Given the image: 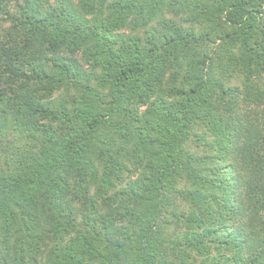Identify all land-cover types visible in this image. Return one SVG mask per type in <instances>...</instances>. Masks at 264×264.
<instances>
[{
	"label": "trees",
	"instance_id": "16d2710c",
	"mask_svg": "<svg viewBox=\"0 0 264 264\" xmlns=\"http://www.w3.org/2000/svg\"><path fill=\"white\" fill-rule=\"evenodd\" d=\"M131 5L195 17L143 44L100 16ZM184 47L204 60L168 93L167 54ZM93 79L106 93L68 95ZM148 101L159 157L98 201L90 186L132 141L126 106ZM199 125L208 162L184 151ZM0 264H264V0H0Z\"/></svg>",
	"mask_w": 264,
	"mask_h": 264
},
{
	"label": "rangeland",
	"instance_id": "374dc122",
	"mask_svg": "<svg viewBox=\"0 0 264 264\" xmlns=\"http://www.w3.org/2000/svg\"><path fill=\"white\" fill-rule=\"evenodd\" d=\"M147 0H138L139 4L146 3ZM152 1V0H151ZM189 3H194L195 0H188ZM132 6V5H131ZM113 11V10H112ZM103 14H101V19H104V22H114L119 20L117 23L113 24L114 31L117 33H123L124 35L128 34H135L138 37H140L143 40V44H146L150 36L152 34L155 35L156 40L157 36L159 35H170V32L166 30V26L162 25V20H172L174 21L178 26L181 27V29L184 31L187 28H189V24L191 22V18L193 19L195 17V14L191 8H178L175 11H162L159 16L156 17H150L149 16V9H133L132 6V12H126L122 15V12L120 10V13H116L113 11L115 15H111V12H109L106 9L102 10ZM89 15L88 17H90ZM117 17L111 18V17ZM217 22H221L223 20V17H217ZM218 23V24H219ZM195 30V25H194ZM185 32V31H184ZM158 41V40H157ZM159 52V51H157ZM161 59L167 58L159 55ZM168 59L171 61L174 57H178L179 62L176 64L179 69L177 70V66L169 67L164 69V75L161 77L160 81L164 84V88H168V93L171 92L170 89L176 87H181V83L183 84V76L188 71H193L195 73V61H203L204 59L202 57L195 59V50L188 51V48H176L170 53L167 54ZM166 60V59H165ZM166 63L168 65V61L166 60ZM88 68V66H84ZM98 72V71H97ZM229 84L232 87H236L238 91L241 90L242 84L237 81L231 79ZM184 85V84H183ZM186 86V85H185ZM91 91L87 92L84 88L80 91L72 88H68V95H75L78 97V99H85L86 101L94 100V93L104 94L106 93V89L102 88L98 81L93 79L90 83ZM184 87V86H183ZM63 92V91H62ZM165 94H167L165 92ZM156 95V94H155ZM179 97L173 96V97H166V100H179ZM232 106H238L240 108L241 115H249L250 116V109L246 107L244 102L242 101V98H237L234 104ZM104 107V106H103ZM127 109H133L132 114H129V123L128 126H122L123 129L126 130V133H129V135L132 137V141L129 142L124 149V156H119L120 159L118 161V166L112 170L111 173H105V177L101 174L100 179L96 182V185L90 186V194L93 197H96L98 201L100 199H105L107 195H112V192L116 190H122L130 181H135L140 176H142L145 173L144 168L150 163V162H156L158 159L160 152L162 150V147L157 144V142H154L153 140L156 139V137H160V134L153 130L148 124H145L143 121V117H146L148 119H154L153 113H149V110L151 112L150 103L149 101L143 104H129L126 106ZM136 116L137 119L134 117ZM140 119V121H139ZM246 121V120H245ZM234 122L229 121V126L232 127V129H242V126H238L237 124H245L247 122ZM215 136L212 135L210 132H208L205 127L202 125L197 126L196 128H193L190 131V138L185 143L184 151L187 152L189 155H193L198 157H204L206 162L207 157L213 156V152H209L205 150V146L210 143H214ZM160 142L166 141V138L162 140V138L159 139ZM197 141L201 142L200 147L196 146ZM149 142V144H145ZM223 147L225 145L221 143ZM123 146V145H122ZM137 154V156H136ZM140 158L142 160V164H135L136 159ZM101 164L103 165V162L101 161ZM195 166V163L192 164ZM102 170V169H101ZM146 174V173H145ZM108 181H106V180ZM106 183H110L113 185V188H107L108 186ZM106 185V186H105ZM188 187L183 184V182L177 184V190L181 189V187ZM218 192L215 194L217 195ZM172 197H175L176 203L183 205L184 202L188 201L187 199L183 198L182 196L177 195L176 193H171ZM220 196V194H219ZM166 259H170L174 263L179 262V258L176 259L174 256V252L170 253Z\"/></svg>",
	"mask_w": 264,
	"mask_h": 264
}]
</instances>
